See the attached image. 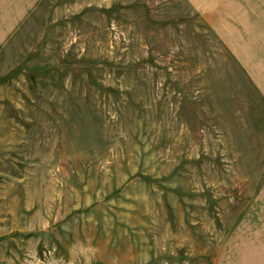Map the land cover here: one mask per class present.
I'll return each instance as SVG.
<instances>
[{
	"label": "rangeland",
	"instance_id": "374dc122",
	"mask_svg": "<svg viewBox=\"0 0 264 264\" xmlns=\"http://www.w3.org/2000/svg\"><path fill=\"white\" fill-rule=\"evenodd\" d=\"M261 24L42 0L0 51V264H262L264 96L231 45Z\"/></svg>",
	"mask_w": 264,
	"mask_h": 264
},
{
	"label": "crops",
	"instance_id": "0c3cea01",
	"mask_svg": "<svg viewBox=\"0 0 264 264\" xmlns=\"http://www.w3.org/2000/svg\"><path fill=\"white\" fill-rule=\"evenodd\" d=\"M42 0H0V51L34 12ZM259 26V25H258ZM250 27L238 37L234 35L232 45L243 68L257 89L264 96V47H262V24ZM257 29L259 30L257 32ZM229 35H232L229 28ZM234 30V29H233ZM240 33V31H239ZM262 264H264V230H262Z\"/></svg>",
	"mask_w": 264,
	"mask_h": 264
}]
</instances>
